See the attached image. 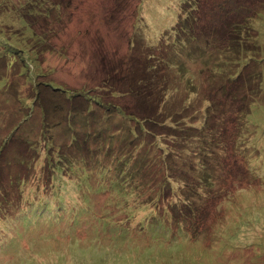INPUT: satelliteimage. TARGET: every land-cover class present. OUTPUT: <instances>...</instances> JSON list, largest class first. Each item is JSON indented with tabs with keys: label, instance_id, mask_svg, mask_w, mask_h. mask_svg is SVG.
I'll return each instance as SVG.
<instances>
[{
	"label": "trees",
	"instance_id": "16d2710c",
	"mask_svg": "<svg viewBox=\"0 0 264 264\" xmlns=\"http://www.w3.org/2000/svg\"><path fill=\"white\" fill-rule=\"evenodd\" d=\"M55 1L29 3L34 9L46 8L52 12L51 19L45 21L48 24L65 14L64 7ZM209 1L181 3L171 29L163 32L155 44L148 42L150 47L140 54L137 53L140 41L135 49L132 39L126 59H121L125 63L120 62V67L117 60L108 63L102 72L104 81L99 88L88 92H75L57 81L55 72L43 70L40 57L47 52L46 35L50 30L38 32L28 16L15 14L18 8V11L26 9L28 4L1 15L0 19L5 21H0V27H10L17 37L9 47L14 65L17 62L16 66L21 64L24 69L28 59H32L37 68L28 84L24 71H13L10 66L0 70L4 97L8 95L5 89L9 90L12 72L18 74L25 90H29V93L16 90L12 100L14 110L0 117V181L12 180L16 187L5 195L1 193L4 183L0 182L3 203L16 196L36 216L42 213L51 216L53 204L56 216H60V211H65L64 214L72 211L74 223L88 222L95 232V237L89 238L96 240L79 242L73 247L82 253L94 250L114 256L119 250L115 245H127L141 264L167 261L198 264L196 255L191 258L184 253L169 256L173 260L140 257L154 237L159 242L152 247L158 248L166 232L188 235L204 228L208 211L223 204L224 198L241 187L237 184L243 185L254 178L251 161L246 158L247 147L253 143L250 119L254 111L256 116L264 115L260 112L264 107V58L258 33L251 24L256 13L263 9L255 6V12H249L243 19L224 22L226 4ZM213 10L220 16L216 27L205 23ZM212 44L217 46V52L210 49ZM171 47H174L172 51ZM135 50L138 58L130 55L136 59L129 63L128 55ZM225 54L230 55L229 62L221 61ZM166 59H177L180 63V74H176L179 83H190V77L185 80L184 71L188 63L198 60L200 65L208 67V73L218 83L207 79L209 82L204 85L211 84L206 89L208 92L198 96L192 84L193 92L175 102L179 93H173L172 83H162L159 79V68L166 64ZM123 64L135 72V78L129 85L125 84V89L118 90L116 84L121 82V77L116 79V73ZM115 95L126 99L114 101ZM98 109L104 114L101 123ZM15 113H22V117L17 118ZM230 122L232 131L227 127ZM17 139H21L18 147L22 149L13 159L12 166L17 167V172L11 176L10 171L2 173V164L11 162L5 161V154L17 144ZM240 164L248 169L237 171ZM228 175H233V183L232 178L225 181ZM68 185L72 188L71 195ZM1 204L0 219L4 211ZM239 217L250 219L252 215ZM2 224L0 231L6 234L8 227ZM260 224L261 234L253 241L264 242V222ZM230 225L226 230L228 240L219 243L217 251L230 250L240 243L231 239ZM109 231L114 234H108ZM251 243L249 247H253ZM25 253L8 264H33L32 256ZM63 254L61 260L67 256ZM17 257L21 263H14Z\"/></svg>",
	"mask_w": 264,
	"mask_h": 264
},
{
	"label": "rangeland",
	"instance_id": "374dc122",
	"mask_svg": "<svg viewBox=\"0 0 264 264\" xmlns=\"http://www.w3.org/2000/svg\"><path fill=\"white\" fill-rule=\"evenodd\" d=\"M29 1L31 0H0V16H4L8 10H13L16 6L28 4L26 9L22 8L18 11V8L15 14L17 15L19 12L20 15L25 14L28 16L35 23L34 26H36L38 32L44 33L45 30H50L46 35L47 45L45 48L47 47V52H44L40 57L43 70L46 72L48 70L51 73L55 72L54 78L75 92H88L99 88L98 85L104 81L105 74L102 72L108 63L113 64L117 60L119 67L120 62L125 63L121 59L129 53L132 39L134 40L133 46L135 45V49L138 40L140 41L137 48L138 54L144 48L150 47L148 42L155 44L163 32L170 30L174 25L181 3L187 0H144V2L142 0H56V3H60L64 7L65 14L63 18L52 19L48 24L45 21L51 19L52 12H47L46 8L43 10L34 9ZM209 2L216 5L219 3L226 4L227 18L224 22L228 19L230 22L235 23L236 18L243 19L249 12H255V6L263 9L260 13H256V16L251 20V24L258 33L261 56L264 58V0H210ZM49 8L51 9L50 6ZM37 16L43 19L35 18ZM219 19L218 13L213 10L210 19L206 20L205 23H212L213 27H216L220 24ZM0 21H5V19L1 17ZM138 22L140 23L139 26L137 25ZM243 33L245 34V32ZM254 34L252 32V35ZM217 35L220 34L217 33ZM16 38L10 27H0V70L10 66L13 71H24L26 73L24 79L28 84L32 82L33 74L37 70L36 62L28 59L26 65L23 66L24 69L21 64L16 66L17 62L14 65L15 58L9 47L13 46L11 42ZM173 49L174 47L170 48L171 51ZM210 49L212 52L218 51L217 46L214 44ZM137 53L135 50V52L128 55L131 59L129 63L136 59L131 58L130 55H136L137 57ZM172 57H174V54H172ZM230 59V55L225 54L221 61L229 62ZM165 62L166 64L159 68V79L162 83H172L171 90H173V93H179L175 98V102L184 95L186 96L188 92H193V88H191L193 85L197 92L196 96H198L205 95V92H208L206 89L211 84L206 83L204 85V82H209L207 79L211 78L213 83H218L213 79L212 76L214 75L208 73L209 71L206 69L208 67L200 65L199 60L198 63H188L184 71V73H187L185 80L190 77V83H179L176 80L178 79L176 74H180V63L177 59L171 61L166 59ZM132 66L137 68L133 64ZM134 74L135 72L132 69L129 67L124 68L123 64L120 71L116 73V79L118 76L121 77V82L116 84L118 90L125 89V84L127 86L129 82H133ZM12 75L10 92L5 89V93L8 95L4 97L1 94L4 91L0 89V114L1 111H4L0 117L10 114L14 110L12 100L15 99L16 90L29 93L28 89L25 90L26 86L21 84L19 78H17L18 74L12 72ZM262 98H264V95ZM125 99L126 97L115 95L114 101L120 102ZM97 111L101 123L104 114L100 112V109ZM260 112H264V107L260 109ZM15 114V116H18L17 118L22 117V113ZM4 123L6 124V122ZM250 123L253 127L251 136L253 143H251L250 148L247 147L248 154H246V158L251 161V169L253 170H251V175L254 178H250L243 185L237 184L236 186L241 187L224 198L223 204L216 209H210L206 216V222L202 225L204 228L196 229L188 235H182L179 231L176 233L173 231L166 232L168 234H165L158 248L152 247L159 242L156 241L157 237H154L141 254L140 259L155 260L160 257L169 259L171 255L174 256V254L179 253L180 256L184 253L191 258L196 255L198 264H251L253 260L258 264L261 261L264 262V259L261 258L264 255L261 253H264V242L253 241L261 234L260 223L264 222V115L256 116L254 111ZM30 126L32 124L28 127ZM227 127L229 131H232V122ZM16 142L17 144L12 150L5 154V161L10 162L11 160V162L2 164V173L10 171L9 175L11 176L17 172V167L13 168L12 166L13 159L22 149V147H18L21 139H17ZM253 149L258 152L252 154L250 150ZM71 155L72 153L70 157ZM70 161H72L71 158ZM239 166L240 168L237 171L241 172L248 169L244 164ZM232 176L228 175L225 181L230 182L232 178L233 183ZM0 182L4 183L3 189H1L2 194L6 195L16 189L12 180ZM67 191L71 195V185H68ZM44 192L45 190H43ZM99 193L98 188L97 194ZM234 193H236V196ZM41 195L42 193L38 202ZM12 198V200L9 199L3 203L0 196V203H2L4 210L0 222H3L2 226L8 227L6 234H4V231H0V236L5 240L2 242L0 237V264H8L16 256L25 252L26 255L32 256H30V259H33V264H141L138 263L140 260L133 255L134 253H131L133 249L127 247V245H115L114 248L119 250L118 254L114 256H107V252L98 253L93 250L91 253H82L77 249H73L75 244L79 242L86 244L96 240L89 238V236L95 237L91 224L88 222L85 224V221L74 223L73 213H70L72 211H67L65 214V211H60V216H56L55 204L51 208L53 212L51 216H46L44 213L36 216L32 208L21 204L20 198L13 195ZM79 203H81L80 200ZM241 214H251L252 218L239 217ZM229 224L233 228L231 239H235L240 243L233 245L230 250L220 249L217 251L219 243L223 244L228 240V231L226 230L229 229ZM223 231L224 233H222ZM112 233L111 231L108 232V234ZM72 237H74L73 241ZM107 238L110 239V237ZM102 241L108 243V241ZM250 243L253 247L248 246ZM63 253H67V256L61 260ZM122 257L124 259H121ZM14 263H21L18 257L14 260ZM164 264L174 263L167 261Z\"/></svg>",
	"mask_w": 264,
	"mask_h": 264
}]
</instances>
